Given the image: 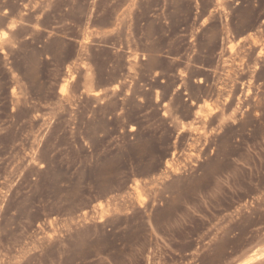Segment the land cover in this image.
Here are the masks:
<instances>
[{
    "label": "rangeland",
    "instance_id": "1",
    "mask_svg": "<svg viewBox=\"0 0 264 264\" xmlns=\"http://www.w3.org/2000/svg\"><path fill=\"white\" fill-rule=\"evenodd\" d=\"M0 264H264V0H0Z\"/></svg>",
    "mask_w": 264,
    "mask_h": 264
},
{
    "label": "bare ground",
    "instance_id": "2",
    "mask_svg": "<svg viewBox=\"0 0 264 264\" xmlns=\"http://www.w3.org/2000/svg\"><path fill=\"white\" fill-rule=\"evenodd\" d=\"M199 108H200V109H199V110H200L199 112L204 113V112H205L204 110H205V109L208 110V108H210V106L207 105V106H205L203 109H202L201 107H199Z\"/></svg>",
    "mask_w": 264,
    "mask_h": 264
},
{
    "label": "crops",
    "instance_id": "3",
    "mask_svg": "<svg viewBox=\"0 0 264 264\" xmlns=\"http://www.w3.org/2000/svg\"><path fill=\"white\" fill-rule=\"evenodd\" d=\"M150 57H153V56L150 55ZM161 58H163V54L161 55ZM158 72L163 76V70H159Z\"/></svg>",
    "mask_w": 264,
    "mask_h": 264
}]
</instances>
